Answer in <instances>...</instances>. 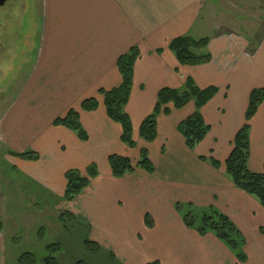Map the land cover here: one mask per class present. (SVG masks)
<instances>
[{
	"label": "crops",
	"instance_id": "obj_1",
	"mask_svg": "<svg viewBox=\"0 0 264 264\" xmlns=\"http://www.w3.org/2000/svg\"><path fill=\"white\" fill-rule=\"evenodd\" d=\"M28 2L25 31L10 39L7 63L14 76L7 86L0 82V89L16 83L19 90L0 114V148L5 149L0 157V264L15 262L8 245L21 231H29L31 245L58 243L63 249L72 247L63 241L74 227L100 247L106 264H196L201 245L222 251L227 264H242L214 234L201 236L188 228L175 210L180 203L198 210L213 207L225 215L245 238L243 264H264V208L235 187L225 168L235 136L246 123L250 94L264 87V37L249 55L247 43L225 35L209 37L205 52L211 62L188 67L179 63L169 45L183 36L206 38L191 33L199 28L209 0ZM132 48L139 50L140 58L125 112L133 125L134 149L122 143V128L107 116L101 93L121 86L117 62ZM3 62L1 58L0 66ZM188 78L199 89L219 90L201 111L211 127L206 139L191 151L178 132L179 124L195 112L193 102L181 110L170 104L171 114L158 118L156 141L141 139V124L153 113L160 90H182ZM89 99L98 101L96 111L82 110ZM72 109L80 114L87 142L54 125ZM250 125L248 168L264 174V103ZM143 149L149 152L154 174L136 169L123 178L113 177L111 155L128 157L135 166ZM29 151L40 159L11 154ZM201 157L214 158L222 166L215 169ZM93 166L97 176L89 188L72 202L65 201L66 173L78 170L89 177ZM136 209L140 216L134 215ZM65 212L76 221L70 230L60 221ZM144 215L155 219L153 230L143 225Z\"/></svg>",
	"mask_w": 264,
	"mask_h": 264
},
{
	"label": "trees",
	"instance_id": "obj_2",
	"mask_svg": "<svg viewBox=\"0 0 264 264\" xmlns=\"http://www.w3.org/2000/svg\"><path fill=\"white\" fill-rule=\"evenodd\" d=\"M210 40L204 38L196 40L192 37L183 36L173 40L169 45V50L175 55L182 66L195 67L209 64L212 60L210 54L206 53ZM161 53L162 51H158ZM140 58L137 48H132L129 53L121 56L117 62L119 72L123 82L120 87L111 91L101 92L104 96V105L107 116L111 121L119 124L122 128L121 141L131 149L136 147L133 140V125L129 115L125 112V107L129 102L134 79V66ZM218 88L210 87L199 89L194 80L188 78L182 90L164 88L158 93L157 104L154 111L141 124L140 137L147 143H153L158 136V118L161 115L169 116L170 104L176 110L185 108L190 103L195 104V112L182 121L178 126V132L185 139L186 146L193 151L201 144L211 131V127L205 122L202 116V109L218 93ZM264 103V87L254 89L249 98V105L245 114V125L238 131L233 142V150L225 162L226 174L231 179L236 188L246 194L255 197L264 208V174L253 173L248 168L250 158V132L251 120L256 116L260 106ZM99 103L96 99H89L82 103L81 108L86 112L96 111ZM55 126H62L77 133L79 139L87 142L89 137L80 122V114L76 110H70L64 118H59L54 122ZM12 155L27 161H38L40 156L32 151L22 154L11 153ZM201 161L210 162L215 169L221 168V163L214 158L201 157ZM113 177L119 179L126 175L133 174L136 169L143 170L152 175L155 166L149 159L147 149L141 150L137 165L134 166L131 159L119 155H111L108 159ZM89 177H84L78 170H70L66 173L67 180L64 200L72 202L81 195L91 185V180L97 176L96 168L90 167ZM192 206V205H191ZM180 210V206H178ZM196 208H191V211ZM202 218L198 216L185 215L183 221L185 225L198 232L201 236L214 234L215 237L225 244L236 256L239 263H245L247 256L244 252L245 238L239 229L227 218L213 207L203 210ZM199 218V219H198ZM60 221L66 230H70L72 224H76L71 213L65 212L60 217ZM89 248L101 250L100 247L91 242L85 241ZM62 246L58 243L45 247L52 253L59 251ZM112 258L114 256L110 255ZM13 264H61L58 258L53 255L38 259L34 253H25L18 256ZM149 264H161L154 261Z\"/></svg>",
	"mask_w": 264,
	"mask_h": 264
},
{
	"label": "rangeland",
	"instance_id": "obj_3",
	"mask_svg": "<svg viewBox=\"0 0 264 264\" xmlns=\"http://www.w3.org/2000/svg\"><path fill=\"white\" fill-rule=\"evenodd\" d=\"M208 5V10L205 11L204 17H201L199 24L205 27V29H201L198 25L199 28L193 30L191 33L192 36H204L209 38L216 35H225L232 40L247 43V55L251 54L250 52L252 51H250V49L258 47V41L264 37V0H209ZM202 19L204 20L203 22L201 21ZM11 38L12 37L9 38L7 43L3 44V57L1 56L4 62L0 66V82H4L6 86L7 81L9 82L10 78L14 76L10 72L9 64L7 63L12 53L10 46L12 45L10 43ZM20 81L21 80H19V82ZM14 85L17 84L13 83V86L9 88L0 89V114L7 110V107L18 95L17 93L19 90H17L18 88L15 89L17 86ZM4 155L5 149L3 150L0 148V157H4ZM20 177L22 178L23 176L21 175ZM178 206H180V210ZM191 208H194V206L188 203H180L175 206V210L182 220L183 216L190 214L194 217L198 216L201 219L203 210L195 209L191 211ZM134 215L140 216L141 214L138 213L136 209ZM144 220L145 223L143 222V225L145 228L149 231L153 230L155 227V219L153 216L144 215L143 221ZM42 222L43 221L40 220L39 225L42 224ZM87 236L88 234L84 233L81 229L74 227V229L70 230V233L65 236L66 240L63 241L65 245L68 243L71 244L72 247H64L52 253L40 244L35 246L31 245L29 231H27V235H23L21 231L20 235L16 237L17 239L12 240V243H10L8 247L9 250L13 251L12 255L14 259H17L18 256L25 253H34L38 259L53 255L58 258L61 264H91L93 260H97L99 264L109 263L105 253L85 245V241L88 239ZM140 236L143 237L145 235L140 233ZM51 240L57 242L53 239ZM199 249L196 255L197 257H194L195 260L197 259L196 264H227L226 257L222 251L215 249L212 245H209V248L201 245Z\"/></svg>",
	"mask_w": 264,
	"mask_h": 264
},
{
	"label": "flooded vegetation",
	"instance_id": "obj_4",
	"mask_svg": "<svg viewBox=\"0 0 264 264\" xmlns=\"http://www.w3.org/2000/svg\"><path fill=\"white\" fill-rule=\"evenodd\" d=\"M28 3V0H0V56L3 57V44L25 31Z\"/></svg>",
	"mask_w": 264,
	"mask_h": 264
}]
</instances>
